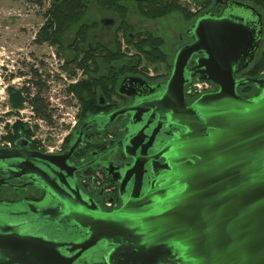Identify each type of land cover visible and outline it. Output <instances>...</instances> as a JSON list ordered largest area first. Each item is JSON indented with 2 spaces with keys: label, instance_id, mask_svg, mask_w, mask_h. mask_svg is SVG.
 Segmentation results:
<instances>
[{
  "label": "water",
  "instance_id": "95a60500",
  "mask_svg": "<svg viewBox=\"0 0 264 264\" xmlns=\"http://www.w3.org/2000/svg\"><path fill=\"white\" fill-rule=\"evenodd\" d=\"M188 32L195 40L177 52L169 79L157 86L160 99L138 106L180 131L168 125L159 149L146 127L127 136L125 153L135 162L125 174L123 188L133 187L123 206L103 212L59 173L60 189L48 185L55 204L24 208L61 227L60 236L18 231L0 220V264H82V255L100 244L106 249L88 264H264V77L236 78L254 61L252 39L245 25L226 17H200ZM198 73L195 82L218 89L187 106L185 87ZM249 84L257 94L243 97L238 87ZM80 142L61 156L64 163ZM33 155L0 148V162H22L12 165L17 170L29 172L33 160L44 158L60 169L52 156Z\"/></svg>",
  "mask_w": 264,
  "mask_h": 264
},
{
  "label": "flooded vegetation",
  "instance_id": "af4514ba",
  "mask_svg": "<svg viewBox=\"0 0 264 264\" xmlns=\"http://www.w3.org/2000/svg\"><path fill=\"white\" fill-rule=\"evenodd\" d=\"M128 3H125L126 7ZM90 4L86 15H88ZM187 8L191 12V19L195 18V20L191 21L184 33L180 35L171 65L168 60L159 63L165 69V73H159L158 68L154 69L155 71L157 70V73H149L150 68L143 67L144 65L147 66L146 60L140 57V53L136 48L129 46V44H126L127 48H124L123 33L120 32L118 34L119 41L123 55L126 56L112 61L111 64L105 63L106 68L104 71L107 73L103 76H106L107 81L103 82L99 88L97 83L93 84L92 93H90V98L86 102L79 125L61 152L56 154L44 153L30 140L24 142V145H20L16 141L8 148L26 152L30 154V157H33V154L36 152L52 156V160L59 165L60 169L48 163L51 158L33 160L31 163L34 167L28 168L27 171L29 172L14 168L12 165L17 162H0L1 221L18 231L21 230L27 233L30 230L31 234L44 237L51 236V238L60 236L62 232L61 227L51 224L43 218H37L29 214L24 208L28 203L38 206L46 204L54 205L55 201L52 198L53 195L48 185H51L52 188L60 189L61 183L57 175L59 173L67 178L72 189H77L84 199L95 204L103 212L112 213L123 206L131 195L133 187V182H129L128 186L126 185L123 188V183L127 182L125 174L135 162L134 158L125 153V147L128 144H125L124 140H126L127 136L130 133H134L135 135L139 130L146 127L148 135H157L155 147L159 149L161 145L158 144L168 140L167 136H165V133L168 131V125L173 128L174 132L178 133L180 131V127L171 126L169 118L165 116L161 118L159 114H154L152 119L151 111L145 114L146 107L141 109L142 111H138V106L145 102H154L160 99L162 93L157 86L169 79L174 59L179 49L194 42L193 34L192 32H188V30L198 18L204 16L213 18L226 17L247 27L249 40L250 37L252 39L251 43L248 42L247 47L250 53L255 55V58L245 70L236 74V78L247 77L248 70L264 54V11L261 1L190 0V5H187ZM107 12L117 14L109 10ZM119 18L122 25V19L120 16ZM94 23L97 29L99 23L93 22L91 24ZM103 23L109 25L112 24V21L105 20ZM145 25L144 27L142 26V30L140 29L136 33L129 32V37L131 39L135 37L144 39L146 35H154V33L145 30ZM92 34L90 33V37ZM88 45L92 50L94 49L90 41ZM96 56H99V53H96ZM203 56L204 54L194 56L187 66V70L192 69L196 65V59ZM199 75V73L194 75L190 84L197 81L196 79ZM189 86L185 87V104L187 106H191L199 97L189 94ZM243 87L245 86L238 87V91L241 92ZM217 89L218 87L213 84L212 90L207 93L214 92ZM239 94L247 97L256 95L257 93H253L252 95L247 93ZM132 107H135L137 110H129ZM121 111L124 112L118 115ZM149 120L150 122H148ZM158 123L162 128L156 132ZM78 134H81L82 137ZM77 139H81L80 144L71 157L64 163L61 156L72 148ZM160 162L163 164L165 160L161 158ZM21 163L17 164L20 166ZM62 167L65 168L62 170ZM31 170L36 171L31 172ZM106 202L110 203V205L107 206ZM12 207H17V209ZM46 228L49 229V232H47ZM66 230L73 238L75 237L73 229L68 228ZM105 249L101 244L94 247L91 251L82 255L81 263L88 264L89 256L101 253Z\"/></svg>",
  "mask_w": 264,
  "mask_h": 264
},
{
  "label": "trees",
  "instance_id": "16d2710c",
  "mask_svg": "<svg viewBox=\"0 0 264 264\" xmlns=\"http://www.w3.org/2000/svg\"><path fill=\"white\" fill-rule=\"evenodd\" d=\"M135 1L139 12L149 19H156L164 17L176 10L180 11L186 18H189L190 13L185 11L174 0H50V6L46 11V22L37 33V42L47 43L59 48L64 55L66 51L73 54L71 59H67V67L75 66L83 69L85 74L88 75L86 80H82L73 90L77 94L82 108H85L87 100L92 93L93 84H98L101 87L103 82H106V76H98L100 72V64H111L112 61L122 59L123 55L121 43L118 34L123 33V39L129 46H134L140 53V57L146 60L147 65L159 64L167 61L166 54L162 51V46L165 40L161 37L149 34L146 38H133L129 37L127 33L129 21L127 20V7L125 3ZM264 5V0H260ZM90 2H94L104 10H109L122 17V27L116 30L114 36L115 49L105 47L101 44L91 47L88 45L90 41V33L96 29V25L84 22V17L87 14ZM180 6V7H179ZM72 30H74L72 32ZM69 33L73 34L72 42L70 45H65L64 42ZM99 53V56H96ZM65 57V56H64ZM66 58V57H65ZM142 62V61H141ZM148 67V66H146ZM111 68V67H110ZM111 71V70H110ZM264 71V54L247 72V77L260 78ZM110 73V72H109ZM10 93V101L15 108L23 106V98L21 91L16 90L14 87L8 89ZM240 93H247L252 95L257 93L254 85H248L241 89ZM37 112L40 116H45V104L42 98L37 97L34 100ZM20 125H15V132L11 135V139L16 142L21 138L29 140V135L20 130ZM69 141V140H68Z\"/></svg>",
  "mask_w": 264,
  "mask_h": 264
},
{
  "label": "rangeland",
  "instance_id": "374dc122",
  "mask_svg": "<svg viewBox=\"0 0 264 264\" xmlns=\"http://www.w3.org/2000/svg\"><path fill=\"white\" fill-rule=\"evenodd\" d=\"M174 1H176L185 11L190 13L189 18H186V16H184L180 11L176 10L164 17L153 20L145 17L139 12L135 1L127 4V18L129 20L128 28H130L128 29L127 33H136L138 30H142L144 24H146L145 30L147 32H152L155 36H161L165 40L162 46V51L166 54V58L170 62V65L176 51L175 47L179 43L180 35L184 33L190 22L195 20V18L191 19V12L189 8H187V5H190V0ZM49 6L50 0H0V73L7 65L10 67L14 65V68L17 69L18 74L26 73V71H33V68L37 62L40 60L43 61V59L49 55L51 52L50 45L47 43L40 44L36 41L37 33L46 22V11ZM262 7L264 11L263 4ZM105 20L112 21V24L105 25L103 23ZM84 22L99 23L98 28L91 32L93 34L90 39V43L93 46L101 43L113 50L115 49L114 34L118 26L121 25V20L118 14L108 13L107 10L100 8L96 3L92 2L90 4L88 15L84 17ZM73 31L74 30H72V32ZM72 38L73 34L69 33L64 44L66 46L70 45ZM123 44L124 48H127V43L125 40L123 41ZM53 47V49L59 50L57 47ZM64 56L67 60L71 59L73 54L69 51H66ZM257 60L254 62V65ZM147 66L150 68L149 73H157V70H154L157 68L159 69V73L163 74L166 72L161 64ZM143 67L146 66L144 65ZM73 68L74 66H71L70 70H73ZM105 68L106 64L102 62L100 64V72L98 76H102L107 73L104 71ZM40 69L42 71V75L47 74V65L41 64ZM54 69H56V66H54ZM262 76H264V71L262 72ZM87 78L88 75L83 80H86ZM48 80L53 81L52 86H55L56 88L63 84L57 80V78L50 79L47 76L46 81ZM21 83L22 82L16 81L15 86L21 87ZM47 93L48 91H43L42 94ZM9 105L13 110V113L17 111V108L12 105L11 101ZM83 110L84 108H82L81 104L79 121ZM20 130L24 132L22 127ZM11 135L13 134L10 133V136L7 140L12 145L14 141L11 139ZM71 136L68 137L67 140L71 138Z\"/></svg>",
  "mask_w": 264,
  "mask_h": 264
},
{
  "label": "built area",
  "instance_id": "2783aa9c",
  "mask_svg": "<svg viewBox=\"0 0 264 264\" xmlns=\"http://www.w3.org/2000/svg\"><path fill=\"white\" fill-rule=\"evenodd\" d=\"M50 48L49 55L43 61H38L33 71L18 74L14 65L11 67L7 65L0 73V148L11 146L7 139L10 133L14 134L15 125H20L24 133L29 135V140L34 142L40 151L56 154L61 152L67 138L78 125L81 102L73 87L87 75L83 69L75 66L70 70L64 55L53 49V45H50ZM41 64L47 65V74L42 75ZM47 76L50 79L57 78L63 84L56 88L52 86L53 81H46ZM16 81L22 82L21 87L15 86ZM212 86L210 82H194L189 86L188 92L200 96L211 91ZM10 87L21 91L20 95L23 98V108L17 109L14 113L9 105ZM43 91H48V95L42 94ZM37 97L42 98L45 104V116H40L37 112L34 104ZM106 205L109 206L110 203Z\"/></svg>",
  "mask_w": 264,
  "mask_h": 264
},
{
  "label": "bare ground",
  "instance_id": "6f19581e",
  "mask_svg": "<svg viewBox=\"0 0 264 264\" xmlns=\"http://www.w3.org/2000/svg\"><path fill=\"white\" fill-rule=\"evenodd\" d=\"M78 125H79V124H78ZM78 125L75 127V130L77 129ZM75 130H74V131H75ZM68 140H70V138H69ZM68 140H67V142H68ZM67 142H66V143H67Z\"/></svg>",
  "mask_w": 264,
  "mask_h": 264
}]
</instances>
